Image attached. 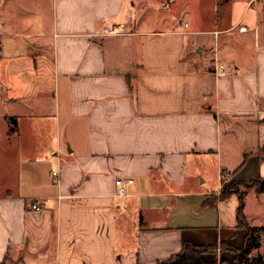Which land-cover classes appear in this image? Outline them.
I'll use <instances>...</instances> for the list:
<instances>
[{
  "label": "crops",
  "instance_id": "1",
  "mask_svg": "<svg viewBox=\"0 0 264 264\" xmlns=\"http://www.w3.org/2000/svg\"><path fill=\"white\" fill-rule=\"evenodd\" d=\"M261 146L264 0H0V262L235 264Z\"/></svg>",
  "mask_w": 264,
  "mask_h": 264
},
{
  "label": "trees",
  "instance_id": "2",
  "mask_svg": "<svg viewBox=\"0 0 264 264\" xmlns=\"http://www.w3.org/2000/svg\"><path fill=\"white\" fill-rule=\"evenodd\" d=\"M222 3V0H221ZM130 80V79H129ZM7 123L9 125V134H13L17 131L18 128V119L14 116L6 117ZM264 150V146L259 147L258 152ZM254 151L246 153V156L253 154ZM244 163V162H243ZM242 163V164H243ZM239 186H245L246 191H239ZM256 187L257 192L264 191V177L254 179L250 182H232L223 193L220 195V199H226L232 194H237L240 199L239 211H238V221L239 226L244 227L248 231V235L245 240V244L241 249H235L228 247L231 250L236 252V262L235 264H264V257L257 253L253 255L254 250H258L260 247V236L262 231H264V226H251L247 217L244 213V196L246 192L252 187ZM221 247H225L222 245ZM215 247L211 245H191L189 243H184L182 250L171 256L170 258L160 261L158 264H208L204 258L203 254L207 252H213ZM9 258L6 256L0 264H9ZM21 264H24L22 260L18 261ZM221 264H227L222 262Z\"/></svg>",
  "mask_w": 264,
  "mask_h": 264
},
{
  "label": "built area",
  "instance_id": "3",
  "mask_svg": "<svg viewBox=\"0 0 264 264\" xmlns=\"http://www.w3.org/2000/svg\"><path fill=\"white\" fill-rule=\"evenodd\" d=\"M121 30H122V27H113L112 29L107 30V32H109L110 34H119L121 32ZM213 70L217 74H225L226 73L225 69L222 66H219L217 64L213 65ZM53 176L55 177V180L58 181V173L53 172ZM132 182H133V179L128 180V183H132ZM116 184L119 187V194L125 195L126 194V188H125L126 183L124 182V180L121 178H118L116 180ZM32 207L34 209H39L41 207V204L40 203H34L32 205Z\"/></svg>",
  "mask_w": 264,
  "mask_h": 264
},
{
  "label": "rangeland",
  "instance_id": "4",
  "mask_svg": "<svg viewBox=\"0 0 264 264\" xmlns=\"http://www.w3.org/2000/svg\"><path fill=\"white\" fill-rule=\"evenodd\" d=\"M253 187H255V186H252L251 188H253ZM238 189H239L240 192H242V191H246L247 188L245 186H239ZM257 199L258 198H256V196L254 194H252V196L249 197V199H248V207H249V209H251V210L252 209H257L258 202H259V199L258 200ZM261 199H264V197L261 198ZM260 209H261V213L260 214L264 215V206L262 208H260Z\"/></svg>",
  "mask_w": 264,
  "mask_h": 264
}]
</instances>
